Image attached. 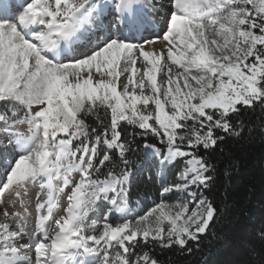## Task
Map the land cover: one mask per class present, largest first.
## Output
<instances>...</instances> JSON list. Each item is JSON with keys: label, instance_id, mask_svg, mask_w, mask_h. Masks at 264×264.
<instances>
[{"label": "snow or ice", "instance_id": "6c2138e0", "mask_svg": "<svg viewBox=\"0 0 264 264\" xmlns=\"http://www.w3.org/2000/svg\"><path fill=\"white\" fill-rule=\"evenodd\" d=\"M159 15L161 35L132 42L157 30ZM157 40L166 56L146 50ZM256 104L264 105V0H0V204L8 194L23 205L28 185L40 189L30 240L22 223H0V264H159L136 254L141 243L190 252L227 208L190 190L213 180L195 150L216 149L225 139L216 130L240 137L241 109ZM101 110L107 120L90 128L85 116L100 119ZM125 124L165 146L145 144L146 158L165 166L186 158L181 183L161 195L182 192L191 210L161 200L134 220L110 219L129 204ZM98 202L103 223L88 224Z\"/></svg>", "mask_w": 264, "mask_h": 264}, {"label": "trees", "instance_id": "16d2710c", "mask_svg": "<svg viewBox=\"0 0 264 264\" xmlns=\"http://www.w3.org/2000/svg\"><path fill=\"white\" fill-rule=\"evenodd\" d=\"M239 116L245 125L240 137L216 130L217 135L225 136L216 149L207 152L195 150L197 155H203L208 161L211 166L209 174L213 176L208 187L197 186L198 195L218 207L226 205V211L209 226L206 234L200 237L199 244L188 242L190 252L176 245L162 249L158 244L141 243L136 254L149 251L159 264H260L264 258V235L261 234L264 229V105L242 108ZM101 119L107 120L103 110L100 119L96 115L85 116L90 128H99ZM230 119L235 125L237 115L233 114ZM123 127L124 135L131 142V151L127 153L128 167L131 172L141 171L142 165L146 169L127 188L129 203L138 202L143 211L162 197L157 179L159 161L155 158L158 162L156 167L148 165L147 160L152 158H146L144 145L155 144L166 149L151 133L145 137L139 134V129L126 124ZM184 159L170 166L164 165L163 182L176 183L185 166ZM104 171L106 169H102Z\"/></svg>", "mask_w": 264, "mask_h": 264}, {"label": "rangeland", "instance_id": "374dc122", "mask_svg": "<svg viewBox=\"0 0 264 264\" xmlns=\"http://www.w3.org/2000/svg\"><path fill=\"white\" fill-rule=\"evenodd\" d=\"M163 2H165L166 4V0H163ZM158 19L161 20V29L159 31L154 32L151 29L145 30L142 33H144V37L142 38V41H135V39H132V42L134 43H138V44H144V42L146 40H155V38L159 35H161V32L163 30L164 27V23H165V16L164 15H159L156 16ZM165 44L166 42H162V40H157L155 43L152 44H146V50H155L157 53L161 52V50H164L165 56H166V49H165ZM70 56L65 57L66 61H69L73 58L72 54L69 53ZM143 61L142 58L140 61L137 62V67H141ZM173 72L177 71L176 67L173 65ZM124 77H121V80H123ZM165 79V77L163 76V74L161 73L160 75H158V83ZM36 109L34 108L33 111H35ZM89 116V115H88ZM154 123V122H153ZM20 131H26V126H21ZM147 163L149 166H154L156 167V165H158V162L153 160V159H148ZM161 164V163H160ZM162 165V164H161ZM166 166H170V164L166 165ZM159 168L157 169V179H159L160 181V189L162 192V188L167 185V186H171L173 184L167 183V182H163V177H162V172L164 170L165 166H158ZM145 165H142L141 171H132V175L130 177V181L128 186L131 185V183L133 182V180H135L136 178H138L140 176V174L145 172ZM0 176H2V167H0ZM150 177V176H148ZM78 174H74L73 179L76 180L78 179ZM175 184H179L181 183V181L178 179V177L175 180ZM190 190L194 191L197 193V186H190ZM40 191L39 186L38 185H28L27 189H26V195H22V199H23V205H21V203L19 201L16 202L15 206H13L11 203H9V201L13 200L14 197L9 196L8 194L5 195L4 200L5 203L4 204H0V223H4V222H8L13 228H15V226L17 224H21L23 226L24 232H25V237L24 239L26 241L31 239L32 233L35 230V222H36V216H37V212H36V205L38 203L37 200V193ZM71 188H67L65 189L64 193H61L58 197V204L59 207L57 208V210L54 212L53 214V218L48 222L49 226H50V231L52 229L55 228V223L54 221L56 219H58L63 211V208L66 206L67 204V196L70 193ZM198 195V193H197ZM162 196V195H161ZM199 196V195H198ZM44 199L43 196L40 197V201H42ZM161 200H163L165 203L168 204H178V203H189V207L191 210V203L188 202L185 198L184 193L182 192H171L168 193L164 196L161 197ZM158 201L155 204L150 205L147 209L141 211V205L137 206L136 209H133L132 206H130L128 204V209L126 211L125 214L119 215L117 214V216H120V218H117V216H112L110 217L111 220H113L114 222H116L118 219H124L125 217L129 220H134L136 218H138L139 216L143 215L148 209L152 208L153 206H155L156 204L161 202ZM106 206L100 202L97 203L96 208H94L93 211L89 212V214H91L92 216H98V219H94L91 220V222H96L97 221V225L100 226L103 223V220L101 218V211L105 208ZM25 208L27 209V213H25ZM7 209L9 215L5 216L3 215V210ZM12 213H20V215L23 217V221L20 220L19 217L13 215ZM89 216V215H88ZM121 216L123 218H121ZM165 227H167V225H165ZM113 252H115V249L112 250Z\"/></svg>", "mask_w": 264, "mask_h": 264}, {"label": "bare ground", "instance_id": "6f19581e", "mask_svg": "<svg viewBox=\"0 0 264 264\" xmlns=\"http://www.w3.org/2000/svg\"><path fill=\"white\" fill-rule=\"evenodd\" d=\"M151 11V10H150ZM155 19H156V21L158 22V25H159V27H158V29L157 30H152V31H154V32H156L157 33V31H159L160 29H161V27H160V23H161V20L160 19H158L157 17H155ZM141 35L142 36H144V33H141ZM89 216H88V218H87V223L88 224H93V225H96V226H98L97 225V221L96 222H91V220H94V219H98V216L96 215V216H92L91 214H88Z\"/></svg>", "mask_w": 264, "mask_h": 264}]
</instances>
